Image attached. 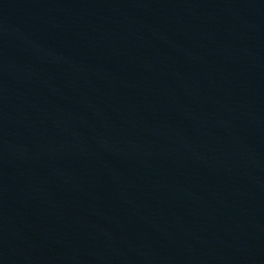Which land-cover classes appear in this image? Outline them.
Listing matches in <instances>:
<instances>
[{"label":"water","instance_id":"1","mask_svg":"<svg viewBox=\"0 0 264 264\" xmlns=\"http://www.w3.org/2000/svg\"><path fill=\"white\" fill-rule=\"evenodd\" d=\"M0 264H264V0H0Z\"/></svg>","mask_w":264,"mask_h":264}]
</instances>
